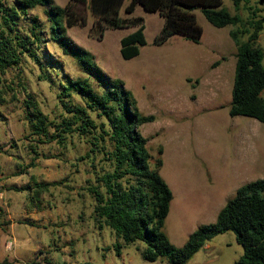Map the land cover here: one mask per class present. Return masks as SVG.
Returning a JSON list of instances; mask_svg holds the SVG:
<instances>
[{
	"label": "rangeland",
	"instance_id": "1",
	"mask_svg": "<svg viewBox=\"0 0 264 264\" xmlns=\"http://www.w3.org/2000/svg\"><path fill=\"white\" fill-rule=\"evenodd\" d=\"M55 1L66 6V0ZM130 1L125 0L121 17ZM259 3L250 0L236 11L232 0H224V7L247 22L255 11L264 17V5ZM89 12L87 26L74 27L67 35L89 51L106 74L125 83L144 115L156 117L140 132L150 139L152 166L158 149H164L160 174L171 180L176 196L165 231L172 244L182 247L193 228L212 224V211L217 214L239 188L264 178V170L251 169L257 141L264 144V124L229 115L237 62L230 31L235 27L216 28L197 10V22L203 29L200 44L174 36L159 46L155 40L164 18L138 7L135 16L145 20L147 45L138 57L124 60L121 38L135 29L109 31L100 38L92 30L94 18ZM32 14L46 20L43 9ZM258 43L264 51V30ZM45 51L63 67L55 81L66 74L83 76L77 62L57 46L49 44ZM40 76L31 59L0 76V263L169 264L167 257L145 261L142 242L116 255V238L110 229H100L94 217L95 201L84 189L92 175L87 164L78 162L87 150L82 140L74 137L66 146L33 142L26 119L29 96L51 119L63 113L58 87ZM216 78L223 87L214 90L211 84ZM35 181L62 184L38 195L37 189L16 190L34 187ZM212 191L218 193L214 207ZM242 255L235 234L227 232L207 243L187 264H234Z\"/></svg>",
	"mask_w": 264,
	"mask_h": 264
},
{
	"label": "trees",
	"instance_id": "2",
	"mask_svg": "<svg viewBox=\"0 0 264 264\" xmlns=\"http://www.w3.org/2000/svg\"><path fill=\"white\" fill-rule=\"evenodd\" d=\"M232 2L236 11L250 4V0ZM124 3L125 0H70L61 7L55 0H0V76L19 67L24 59H31L41 72V80L59 89L63 113L58 118L45 115L31 96L26 101L33 142L66 146L74 137L83 141L87 150L78 162L87 164L92 175L84 189L95 201L94 217L100 229H110L116 238L113 248L117 256L124 248L142 242L146 245L142 257L147 262L167 257L169 264H187L214 238L233 232L243 248V255L234 264H264V178L239 188L216 222L199 226L182 247L172 244L165 226L174 195L160 174L164 149H158L159 157L152 166L150 139L140 132L156 117L144 115L125 83L106 74L94 62V56L67 35L74 27L87 26L89 10L96 19L92 30L100 38L108 30L136 29L120 41L122 58L131 60L147 45L144 18L131 17L137 7L164 18L155 40L159 46L174 36L200 44L203 29L196 11L201 10L212 26L235 27L230 31L237 62L229 115L264 124V51L258 43L264 17H258L255 11L244 22L239 14L233 15L224 7V0H131L124 9L129 17L122 18ZM259 4L264 5V0ZM38 8L43 9L46 20L32 14ZM244 37L247 40H242ZM49 44L74 59L83 76L66 74L55 81L63 67L45 51ZM61 184L35 181L34 187L16 190L37 189L38 195Z\"/></svg>",
	"mask_w": 264,
	"mask_h": 264
},
{
	"label": "crops",
	"instance_id": "3",
	"mask_svg": "<svg viewBox=\"0 0 264 264\" xmlns=\"http://www.w3.org/2000/svg\"><path fill=\"white\" fill-rule=\"evenodd\" d=\"M69 1L70 0H66V5L69 3ZM131 2V1H130ZM129 5V4H128ZM127 5V6H128ZM60 6V5H59ZM126 6V7H127ZM61 7H65V6H61ZM125 9V8H124ZM137 10H138V7L136 8V11H135V13L137 12ZM91 12H89V14H90ZM135 13L131 16V17H141V16H135ZM92 15V14H91ZM124 17H122V18H126V17H129V16H126V14H125V12H124ZM93 16V15H92ZM93 18H94V21H93V24H94V22H95V17L93 16ZM164 25V24H163ZM163 28V27H162ZM131 29H135V28H131ZM136 30V29H135ZM162 30V29H161ZM109 31H115V30H108V31H106L105 32V34L107 33V32H109ZM133 33V32H132ZM127 36V35H126ZM125 37V36H124ZM122 39V38H121ZM220 81V79L218 80V78H216V80L215 81H213V83L211 84V87L215 90V89H218V88H222L223 87V83L222 82H219ZM257 121V120H256ZM164 155V154H163ZM253 159L255 160L254 162H255V164H253V166H252V168L251 169H254V171L255 170H264V144L262 143V141H257V143H256V152L254 153V155H253ZM161 176L163 177V179L166 181V183L169 185V187L171 188V190H172V192H173V195H174V199H173V202H172V205H171V207L173 208V203L175 202V192H174V189H173V186H172V184H171V180H168L167 178H165L163 175H162V173H161ZM211 194V198H210V201H211V204L212 203H215V204H217V200H218V193H216V192H211L210 193ZM227 204V203H226ZM212 206H213V204H212ZM226 206V205H225ZM224 206V207H225ZM214 207V206H213ZM224 207H222L218 212H217V214L214 212V211H212V215H211V221L212 222H209V223H215L216 222V220H217V217H218V214L220 213V211L224 208ZM215 209V208H214ZM170 212H171V210H170ZM170 215V214H169ZM168 217H170V216H168ZM202 225H204V224H202ZM201 226V225H200ZM198 228H196V229H194L193 228V230L190 232V235L191 234H193L196 230H197ZM190 237V236H189Z\"/></svg>",
	"mask_w": 264,
	"mask_h": 264
}]
</instances>
